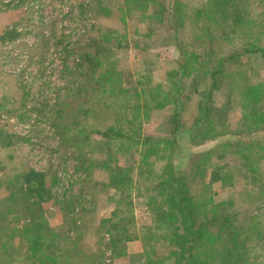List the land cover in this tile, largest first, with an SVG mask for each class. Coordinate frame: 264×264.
Instances as JSON below:
<instances>
[{
    "label": "trees",
    "instance_id": "obj_1",
    "mask_svg": "<svg viewBox=\"0 0 264 264\" xmlns=\"http://www.w3.org/2000/svg\"><path fill=\"white\" fill-rule=\"evenodd\" d=\"M111 1L91 0L90 6L82 4L81 8L95 14H102L99 8L111 12L106 6ZM118 1L122 2L117 7L121 13L124 8L145 11L154 3L157 11L153 16L159 22L165 20L175 37L179 28L190 24L193 42L189 45L195 48L188 51L187 43L177 41L173 68L163 79L166 87L161 83L146 87L150 79L141 80L144 102L129 106L122 98L124 70L117 59L110 57L112 49L127 46L124 34L105 29L97 39L89 38L105 52L100 45L103 43L108 55L96 51L95 46L90 47L93 53L83 52L76 47L81 43L61 46L59 52L72 53L76 64L61 70L72 74L68 86L71 93L57 103L60 123H55L56 133L62 143L74 147H78L82 133L86 140L91 135L97 137L92 142L103 157L90 161L87 168L100 166L108 181L92 180L88 174L82 180V185L86 182L82 188H89L92 193L99 184V192L114 208L105 220L108 223L104 226L102 222L96 231L104 230L110 235L108 244L113 256L121 255L119 247L129 241L139 237L146 241L155 236L172 248L168 255L169 260L174 256L172 264H264V247L258 243L264 235V80L259 74L264 70V0H204L190 14L185 13L180 0ZM254 72L257 76L251 75ZM225 80V104L216 105L214 92L224 86ZM188 86L200 93L192 111L184 109ZM168 105L171 117L166 128L170 135L144 133L142 115L144 119L151 118L153 110H164ZM231 112L236 114L233 125L228 123ZM67 114H71L69 122L63 121ZM215 116L223 120H216ZM183 133L190 137L193 146L214 144L190 152L185 167L178 169L173 156L182 149L178 135ZM57 150L63 155L68 151ZM130 151L137 154L135 163H129L126 157L121 165L120 154L130 156ZM74 155L79 157L81 153ZM223 160V165H216ZM231 163L239 165L238 170L230 168ZM77 165L80 170L85 167L83 160ZM134 168L142 176L140 179L148 176L154 183L145 202L147 222L131 229L135 223L133 196L141 197L133 182ZM33 175L35 178L38 174ZM238 177L245 182L236 198L235 184H241ZM213 181L223 185L220 190L229 192L226 199L211 200L216 192ZM22 194L11 192L0 200L1 256L12 255L14 220L22 215L26 219L20 235L26 233L28 248L35 258L40 252L47 260L36 264H90L81 254L77 237L63 238L46 229L41 203L30 194ZM149 246L145 244L139 255L150 257L154 250Z\"/></svg>",
    "mask_w": 264,
    "mask_h": 264
},
{
    "label": "rangeland",
    "instance_id": "obj_2",
    "mask_svg": "<svg viewBox=\"0 0 264 264\" xmlns=\"http://www.w3.org/2000/svg\"><path fill=\"white\" fill-rule=\"evenodd\" d=\"M20 1L0 0V200L11 192L20 195L24 192L22 196L30 194L32 199L41 203L44 211L42 223L46 229L49 228L53 234H59L63 238L77 239L81 254L86 255L90 264H172L174 256L170 260L168 258L172 248L162 239L156 240L155 236H151L150 240L143 241L139 237L119 247L121 255L113 256L108 244L110 235L104 230L96 231L102 227V222L104 226L108 223L105 220L111 217L113 204L106 202L105 195L98 190L99 184L92 188V194L89 188H82L86 184L82 185V180L91 174L92 180L108 181L107 173L100 166L87 168L90 161L103 157L92 142L97 139L95 135L86 140L82 133L78 138V147H74L62 143L56 133L55 123L58 122L59 109L57 103L70 92L68 86L72 77L71 73H62L61 70L65 67L71 69L76 64V56L59 51L62 45L70 47L72 43H81V46L76 47H80L83 52L93 53L90 47L95 46L96 51L108 55L109 50L106 51L103 43L100 45L105 52L90 40L97 39L105 29H115L116 33L124 34L127 46L112 49L110 57L117 59L124 70L123 101L129 106H136V103L144 102V96L140 92L141 80L150 79L146 87L156 83L166 87L167 83L163 79L168 70L173 68L172 59L176 53L177 41L187 43L188 51L195 48L189 45L193 42L190 24L186 23L183 28H179V35L176 34L175 37V32L167 27L165 20L159 22L153 16L157 11L154 3H150L145 11L124 8L122 15L117 8L119 5L121 7L122 2L118 0L117 3L112 0L106 4L111 12L99 8L102 14L82 10L81 5L90 6L91 0H25L19 4ZM180 1L184 3L186 14H190L204 2ZM260 73L264 80V70ZM251 75L257 76L255 72ZM223 83L224 86L214 92L216 105L225 104L228 80ZM200 89L202 90L201 87ZM187 93L189 98L184 102V109L192 111L200 93L189 86ZM170 108L168 105L164 110H153L148 119H144L143 114V132L153 136L170 135L166 128L169 127ZM70 115L67 114L63 121L69 122ZM229 115L232 116H228V123L233 125L232 117H236V114L231 112ZM90 119L92 118L88 117L87 120ZM215 119L223 120L217 116ZM178 137L182 149L173 156L174 165L178 169L185 167L186 156L190 152L214 144L209 142L193 146L188 135L183 133ZM58 148L68 151L63 155ZM77 151L81 153L79 157L74 155ZM107 153L110 157V152ZM126 157L129 163H135L137 154L135 151H130V156L121 153V165L125 164ZM82 160L85 167L80 170L77 164ZM225 162L223 160L216 165H223ZM239 167L235 163L230 164V168L235 170ZM33 174L38 175L33 178ZM132 175L134 184L137 183L138 186L137 191L141 193V197L133 196L135 223L131 229H134L147 222L145 202L152 191L150 187L154 180L148 176L140 179L142 176L135 168ZM237 179L241 184H235L238 191L236 198L240 197L239 191L243 189L245 182L242 177ZM213 182L216 192L211 200L218 202L226 199L229 192L226 189L220 190L223 186L220 182ZM133 193L136 194V190ZM24 219L26 218L20 215L14 220L16 231L10 240L12 255L3 253L1 256L0 253V264H36L40 260L42 263L47 261L44 253L39 252L35 258V253L28 248L26 233L25 236L20 235ZM258 243L264 247V235ZM145 244L154 250L148 258L139 255L143 253ZM67 246L74 247L71 244Z\"/></svg>",
    "mask_w": 264,
    "mask_h": 264
}]
</instances>
